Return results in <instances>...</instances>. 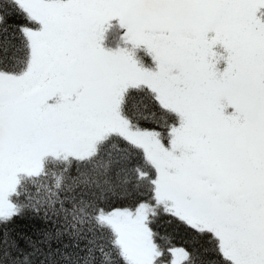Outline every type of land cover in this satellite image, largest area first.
I'll list each match as a JSON object with an SVG mask.
<instances>
[{
    "label": "snow or ice",
    "instance_id": "snow-or-ice-1",
    "mask_svg": "<svg viewBox=\"0 0 264 264\" xmlns=\"http://www.w3.org/2000/svg\"><path fill=\"white\" fill-rule=\"evenodd\" d=\"M0 264H264V0H0Z\"/></svg>",
    "mask_w": 264,
    "mask_h": 264
}]
</instances>
